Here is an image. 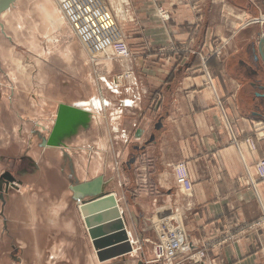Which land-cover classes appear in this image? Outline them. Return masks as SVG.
<instances>
[{
    "label": "crops",
    "instance_id": "crops-1",
    "mask_svg": "<svg viewBox=\"0 0 264 264\" xmlns=\"http://www.w3.org/2000/svg\"><path fill=\"white\" fill-rule=\"evenodd\" d=\"M65 1L62 7L55 0H20L17 15L22 26L32 19L39 35H48L49 20H44L42 8L63 17L57 32L72 24V14L69 19L65 13L72 3ZM127 2L120 16L116 13L113 27L104 17L109 29L102 33L127 41L131 56L122 61L123 70L132 76L112 100L103 97L98 111L67 104L82 111H77L81 124L104 130L82 152L87 159L95 155V167L75 185L53 193H41L28 181L38 164L33 163L32 170L25 165L17 169L23 186L15 195V264H146L156 257L161 243L167 249V264L174 263L169 260L175 250V264H264L262 235L245 228L264 213V179L257 166L264 159V0H187L174 8L168 23L160 21L151 3ZM215 42L225 44L223 55L212 57L204 68L192 51ZM6 43L1 44L4 55ZM71 43L65 59L72 58ZM49 136L50 140L52 133ZM64 155L71 159L67 150ZM180 163L186 164L189 177L184 185L175 174ZM96 180L105 194L115 196L132 247L111 258L99 255L80 209L93 197L79 199L74 190ZM5 199L7 203L9 194L0 190L2 207ZM109 205L112 202L100 206ZM108 218L112 221L107 223L117 220L115 214ZM0 224V251L6 252L2 237L8 234V223L2 216ZM111 227L101 238L119 232L116 225ZM125 245L118 251L129 247ZM201 249L207 251L206 258L188 259V250Z\"/></svg>",
    "mask_w": 264,
    "mask_h": 264
},
{
    "label": "rangeland",
    "instance_id": "rangeland-1",
    "mask_svg": "<svg viewBox=\"0 0 264 264\" xmlns=\"http://www.w3.org/2000/svg\"><path fill=\"white\" fill-rule=\"evenodd\" d=\"M55 1L58 6L59 2L62 3V7L63 2L66 3L65 0ZM142 1L154 5L156 15L162 23L171 22L174 8L187 2V0ZM17 2L20 0H12L9 6L0 12V190L3 194H9L8 202L6 203V199L2 201L5 204L4 207L0 203L2 213L0 217L2 216L3 221L8 223V234L2 237L7 242L8 251H0V259L6 262L5 264H15L17 255L13 247L16 241L18 214L15 195L19 187L23 186V183L18 181L17 169L25 165V168L32 170L36 168L33 163L38 164L37 171L35 173H33L35 170L32 171L27 180L32 181L41 193L43 191L48 193L49 189L53 193L52 190H63L66 184L75 185L84 179L85 175L87 176L88 168L95 167V155L92 154L93 159H87L84 157L87 153L82 152L86 147L95 144L97 134L104 130L92 123L88 125L78 123L69 132L59 135L56 144L50 145L49 134L56 126L55 107L59 112L61 105L79 103L82 106L81 102L88 101L94 96L112 100L118 88H121L132 76V72L123 70L125 66L122 62L131 56V50L129 56L121 57L114 49L115 41L124 37L114 35L106 37L105 32L104 35L102 33L106 28L103 22L104 17L111 19L113 27L116 13L121 14L124 6L128 5L127 0H71V11L67 10L65 13L69 19L72 14V24L69 23V27L65 25L57 32L54 28L47 26L48 30L45 34L48 35L44 36L41 33L39 35L32 21H30L32 25L25 22L24 27L15 22ZM52 17L54 18L53 15ZM260 21H264V14L260 15ZM40 28L43 29L42 26ZM33 35L39 39V52L28 44ZM54 37L56 42L50 40ZM66 40L68 43L65 42ZM70 41L73 56L71 59H65L64 52ZM2 42L8 44L5 55L1 49ZM224 47V43L216 44L215 42L192 52L199 54L202 65L206 68L207 62L212 57L223 55ZM173 50L177 54L182 53L178 48ZM157 96L156 100H159ZM39 105L41 111H39ZM103 126L106 129V125ZM247 141L255 147L251 138ZM23 150L24 160L22 159ZM65 150L71 154L68 156L71 159L66 158ZM53 151L56 154L49 155ZM262 161L264 159L258 164ZM49 162L52 163V167ZM176 167L177 165L175 166L177 177ZM260 178L264 179L261 175ZM144 182L142 181L143 186ZM245 228L251 233L259 232L262 235L261 248L264 256V213L256 220L248 222ZM226 239L238 241L232 236H227ZM161 246L164 248L163 254L158 251V247ZM156 248V257L147 261L146 264H167L168 256L164 243L157 244ZM187 252L188 259L194 262H200L207 256V251L204 249ZM171 255L172 259L169 261L175 264L177 251H173Z\"/></svg>",
    "mask_w": 264,
    "mask_h": 264
},
{
    "label": "water",
    "instance_id": "water-1",
    "mask_svg": "<svg viewBox=\"0 0 264 264\" xmlns=\"http://www.w3.org/2000/svg\"><path fill=\"white\" fill-rule=\"evenodd\" d=\"M11 1L12 0H0V12L5 8H7ZM77 111L82 112L81 110H78V108L76 107H72L68 105L60 106V110L58 112V118L55 124L56 126L54 127L50 140L48 141L50 145L56 144V140L59 139L58 136L61 135L63 132H69L71 129H73V127L76 124L83 121V118H80L81 113L79 114ZM74 190L76 192V196L79 199L89 196L93 197L90 200L85 201L80 209L85 217L86 224L89 228V233L92 239L94 240V245L98 250H100L99 255L100 256L104 255V257L106 258H111L131 251L132 247L129 244L130 242L126 230L124 228L123 219L119 214L118 205L116 203V200L114 199V196H109L108 198H106L108 199L107 201L112 202V205L109 206H105V207L100 206L101 204L107 202L106 200L96 201L97 198L107 195L102 190L100 180H96L88 184L77 186ZM111 214L116 215L115 219H117L116 220L117 222L115 221V222L107 223L108 221H112L110 220V218H108L110 217ZM103 223H107V224H103ZM112 225H116V227H118L119 229V232L117 234H114L113 237L101 238L102 237L101 235H103L102 232L107 231V229H109ZM118 243H123V244H120V246L117 248L105 249L106 247H112L113 245H117ZM125 244L129 245V247L119 252L118 249L124 247L122 245Z\"/></svg>",
    "mask_w": 264,
    "mask_h": 264
},
{
    "label": "bare ground",
    "instance_id": "bare-ground-1",
    "mask_svg": "<svg viewBox=\"0 0 264 264\" xmlns=\"http://www.w3.org/2000/svg\"><path fill=\"white\" fill-rule=\"evenodd\" d=\"M35 3H37V2H35ZM41 5V7H42V5L43 4H40ZM36 6H37V4H36ZM38 7H40L39 6V4H38ZM34 8V7H33ZM30 9V8H29ZM36 9H38V8H36ZM35 9V10H36ZM13 10V9H12ZM32 10V9H31ZM51 10H53V9H51ZM36 11H41L40 10V8L38 9V10H36ZM42 11H43V13L44 14H46L45 15V18L47 17V19H44V20H46L47 22H48V20H49V26L51 27V28H54V29H58L59 27H61L62 25H63V17L62 16H58L57 17V15H55L54 16V18L52 17V15L51 14H49V12L48 11H46V10H43V8H42ZM13 12V11H12ZM21 14V13H20ZM38 15H40V14H38ZM37 15V16H38ZM14 16H15V21H17L18 22V25L19 26H22V21H21V16H18L17 15V11H16V13L14 14ZM57 17V18H56ZM41 18V17H40ZM32 19H30V21H31ZM28 21V20H27ZM29 21V22H30ZM24 23V22H23ZM32 24H33V21H32ZM32 24H30V25H32ZM34 24H35V22H34ZM24 25V24H23ZM36 25V24H35ZM15 26V25H14ZM25 26V25H24ZM23 26V27H24ZM62 29V28H61ZM61 29H59V30H61ZM35 30V29H34ZM33 30V31H34ZM30 32V31H29ZM37 35V34H36ZM27 37V36H26ZM39 40V39H38ZM50 40L51 41H55L56 40V37H54V38H50ZM55 43V42H54ZM106 44V43H105ZM31 45H32V47L34 48V49H36V50H38L39 48H40V45H39V43L38 42H36V41H33V39H32V41H31ZM69 47V46H68ZM68 49V48H67ZM108 50H109V48H108ZM72 56H73V54H72ZM25 67V66H24ZM103 100H104V98L102 97H95L94 96V98H92V99H90V100H88V101H85V102H82L81 104H82V106H86V107H88V109H91V110H94V111H96V110H99V108L100 107H102L103 106ZM107 103V102H106ZM104 109V108H103ZM93 111V112H94ZM99 116V115H98ZM97 116V117H98ZM87 120V119H86ZM99 121V120H98ZM103 197H105V196H103ZM108 198V197H107ZM104 199H106V198H104ZM103 199V200H104ZM112 236V235H111ZM111 236H109V237H111Z\"/></svg>",
    "mask_w": 264,
    "mask_h": 264
},
{
    "label": "built area",
    "instance_id": "built-area-1",
    "mask_svg": "<svg viewBox=\"0 0 264 264\" xmlns=\"http://www.w3.org/2000/svg\"><path fill=\"white\" fill-rule=\"evenodd\" d=\"M114 49L116 53L121 57H126V56H129L130 54L129 46L124 39H117L114 44ZM176 169L178 172V175H177L178 182L181 185H184L186 182H188V179H189L188 172L186 169V164L180 163L179 165H177ZM258 170H259L261 177L264 178V161L258 164ZM158 251L160 254H163L164 248L162 246L158 247Z\"/></svg>",
    "mask_w": 264,
    "mask_h": 264
}]
</instances>
